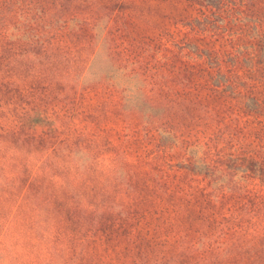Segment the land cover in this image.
<instances>
[{
    "label": "rangeland",
    "instance_id": "1",
    "mask_svg": "<svg viewBox=\"0 0 264 264\" xmlns=\"http://www.w3.org/2000/svg\"><path fill=\"white\" fill-rule=\"evenodd\" d=\"M0 264H264V0H0Z\"/></svg>",
    "mask_w": 264,
    "mask_h": 264
}]
</instances>
